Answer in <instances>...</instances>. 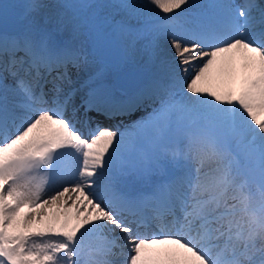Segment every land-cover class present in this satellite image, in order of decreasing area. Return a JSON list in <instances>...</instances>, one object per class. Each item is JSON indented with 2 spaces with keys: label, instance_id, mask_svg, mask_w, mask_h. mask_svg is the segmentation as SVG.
Returning a JSON list of instances; mask_svg holds the SVG:
<instances>
[{
  "label": "snow or ice",
  "instance_id": "6c2138e0",
  "mask_svg": "<svg viewBox=\"0 0 264 264\" xmlns=\"http://www.w3.org/2000/svg\"><path fill=\"white\" fill-rule=\"evenodd\" d=\"M0 264H264V0H0Z\"/></svg>",
  "mask_w": 264,
  "mask_h": 264
}]
</instances>
